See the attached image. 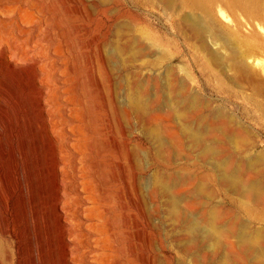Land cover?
<instances>
[{"label":"bare ground","instance_id":"6f19581e","mask_svg":"<svg viewBox=\"0 0 264 264\" xmlns=\"http://www.w3.org/2000/svg\"><path fill=\"white\" fill-rule=\"evenodd\" d=\"M18 1L26 0H0V13L9 18L11 3L18 6ZM151 1L168 10L176 33L160 36L138 28L134 34L117 35L115 56H121L124 65L126 54L137 62L135 88L128 89L124 104L139 117L154 106L159 115L164 113L169 140L162 127L152 124L145 136L159 157L167 159V148L173 147L186 155L191 167L185 173L152 174L148 195L159 192L164 197L168 215L179 221L182 247L195 255L196 264H264V148L259 149L257 141V129L264 132V59L257 60L260 68L249 62L247 40L235 29L223 32L214 8L221 1L262 14L264 0ZM3 67L0 61V70L8 74L9 67ZM198 68L203 80L194 73ZM120 90L116 83L117 115L123 110ZM210 93H224L233 101L245 98L261 114L247 113V122L254 121L247 124L227 105L215 103ZM32 99L33 109L25 110L23 118H9L8 134L0 135V205L6 213L13 211L20 227V264L101 263L102 200L90 182L94 163L103 161L105 127L99 121L89 127L77 117V122L54 114L46 117V110L41 114L39 109L42 99ZM14 104L18 110L23 106L22 92ZM119 133L112 126L108 147L113 151L122 150ZM20 152L26 165L17 162ZM173 157L167 161L175 163ZM187 185L189 195L178 196L176 187ZM138 190L136 184L129 188L136 208ZM220 193L229 205L218 200ZM6 213L0 220V264H15L16 252L9 246L16 235Z\"/></svg>","mask_w":264,"mask_h":264},{"label":"rangeland","instance_id":"374dc122","mask_svg":"<svg viewBox=\"0 0 264 264\" xmlns=\"http://www.w3.org/2000/svg\"><path fill=\"white\" fill-rule=\"evenodd\" d=\"M15 3H11L9 18L0 13V61L10 69L8 74L0 70L4 72L0 74V135L8 134L9 118H23L25 110L33 109L32 97L42 99L39 109L41 114L42 109L46 110V117L54 114L74 121L77 117L86 120L89 127L99 121L105 127L106 147L102 164L94 163L91 169L90 182L96 191L95 197L102 200L99 212L104 246L99 248L103 261L98 264H196L195 255L182 247L179 221L168 215L164 197L159 192L148 195L152 174L185 173L191 166L185 163L188 161L186 155L173 147L168 146L166 152L168 158L174 156L175 163L158 156L145 136V128L151 124L162 127L169 140L168 120L164 113L159 115V111H155V106L139 117L124 104L128 89L135 88L137 62L132 55L126 54L127 64L124 65L121 56L116 57L113 52L117 35L134 34L138 28L152 30L160 36L175 35L176 27L168 10L151 0H26L18 1V6ZM214 8L221 30L240 32L247 40L245 48L249 62L260 68L257 60L264 59V13L231 8L221 1ZM182 49L187 50L184 45ZM198 69L194 73L203 80ZM148 73L146 71V76ZM4 80L18 91L17 94L22 92L23 106L19 110L14 107L17 94L11 92ZM116 83L121 88L119 99L124 105L119 115L113 108ZM209 96L215 103L227 105L247 124H254L253 120L247 122V113L261 114L245 98L233 101L224 93H210ZM112 126L115 131L120 130L121 151L108 147ZM257 134L259 149L264 148V132L258 128ZM93 135L99 137V134ZM131 151H134V164ZM17 162L26 165L22 152ZM135 184L139 189L136 192L138 208L131 206L129 192L130 186ZM182 188L176 187L178 196L189 195L191 186ZM218 200L224 205L230 204L222 193ZM184 203L185 206L187 203ZM0 206L2 209V204ZM2 210L0 220L6 213ZM6 214L9 227L16 235L9 248L16 252L15 264H20L19 258H23L20 227L13 211Z\"/></svg>","mask_w":264,"mask_h":264}]
</instances>
